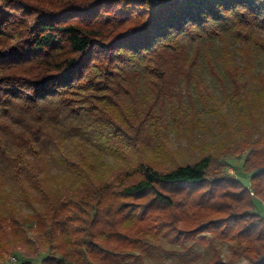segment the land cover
I'll return each instance as SVG.
<instances>
[{"label": "trees", "instance_id": "obj_1", "mask_svg": "<svg viewBox=\"0 0 264 264\" xmlns=\"http://www.w3.org/2000/svg\"><path fill=\"white\" fill-rule=\"evenodd\" d=\"M208 118L251 135L182 158L171 130ZM250 192L264 200V0H0L1 262L144 264L163 238L264 264L237 212Z\"/></svg>", "mask_w": 264, "mask_h": 264}, {"label": "rangeland", "instance_id": "obj_2", "mask_svg": "<svg viewBox=\"0 0 264 264\" xmlns=\"http://www.w3.org/2000/svg\"><path fill=\"white\" fill-rule=\"evenodd\" d=\"M206 87H202L201 90L212 93L216 98L222 99V91L220 87L214 84V81L207 77V79H203ZM193 94L194 97L197 96L194 89ZM182 93H184L182 91ZM183 101L186 102V96H183ZM245 117V116H244ZM246 123L250 125V119L247 117L245 119ZM236 121L231 122L230 120L224 121L223 123H219L218 120L208 118L206 122L202 123V125H188L182 124V129L178 136L176 137L174 130H171L170 138L172 139L171 145L175 151H177L182 158L191 159L195 155H197L200 149L205 151V147L213 145L214 143H218L219 146H227L230 142H237L242 136L251 135L252 129L251 126L235 124ZM193 126V127H192ZM233 126V127H232ZM191 127V128H189ZM250 127V131L248 129ZM227 163V167L224 165V162L221 160L217 169L220 170L221 174L226 177H232L241 181L245 187L249 186V175L243 171L242 161L238 162L233 157H226L225 159ZM215 168V167H214ZM249 190V188H248ZM231 193L236 194L238 190L230 189ZM249 197L253 198V206L254 208H246L242 206L239 208L237 212L242 214V219H246V224L248 225V232H254V236H256V240L252 245H255L259 250L263 251L264 255V222L261 224L258 222V219L252 218L249 215L253 214L261 218L264 221V200L260 201L257 196H255L252 192H250ZM244 228V227H243ZM209 237L208 235H206ZM199 236H195L198 239ZM212 243L219 249L222 258L224 261H227L230 256V251L226 244H220L218 240H212ZM191 245L189 242L183 246L179 244L170 243L166 239H158L151 244L153 250L150 255L144 257V264H201L202 260L205 259L208 255L212 256V253L207 254V246H203L200 243H196L190 248ZM200 254L201 257L197 258V255ZM206 254V257L204 256ZM21 257L18 255L17 258ZM22 258V257H21ZM7 258L5 261L0 264H11L8 262ZM20 259V258H19ZM245 261L242 260L239 264H244ZM28 264H39L37 262H30Z\"/></svg>", "mask_w": 264, "mask_h": 264}, {"label": "built area", "instance_id": "obj_3", "mask_svg": "<svg viewBox=\"0 0 264 264\" xmlns=\"http://www.w3.org/2000/svg\"><path fill=\"white\" fill-rule=\"evenodd\" d=\"M8 262L11 263V264H28L27 262L22 261V260H19V259L16 258V257H10V258L8 259Z\"/></svg>", "mask_w": 264, "mask_h": 264}]
</instances>
